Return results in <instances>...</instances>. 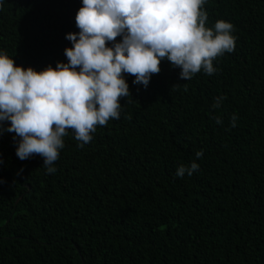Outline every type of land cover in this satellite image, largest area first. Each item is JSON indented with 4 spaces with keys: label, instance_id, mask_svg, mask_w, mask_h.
I'll return each instance as SVG.
<instances>
[{
    "label": "trees",
    "instance_id": "16d2710c",
    "mask_svg": "<svg viewBox=\"0 0 264 264\" xmlns=\"http://www.w3.org/2000/svg\"><path fill=\"white\" fill-rule=\"evenodd\" d=\"M81 6L5 0L0 51L37 72L67 63ZM202 8L206 28L233 25L216 71L186 81L163 60L146 88L124 74L120 118L83 147L66 129L55 173L38 155L18 159L14 134H0V264H264V0ZM193 161L198 171L175 176Z\"/></svg>",
    "mask_w": 264,
    "mask_h": 264
},
{
    "label": "clouds",
    "instance_id": "9594fccd",
    "mask_svg": "<svg viewBox=\"0 0 264 264\" xmlns=\"http://www.w3.org/2000/svg\"><path fill=\"white\" fill-rule=\"evenodd\" d=\"M5 0H0V6ZM207 0H81L75 15L77 33L65 39L67 63L57 62L40 72L15 66L0 51V125L13 133L15 155L21 161L33 155L43 160L46 174L56 171L54 162L63 149L66 129L73 130L78 147L92 140L96 125L118 120L119 98L129 97L124 74L133 84L147 87L160 63L167 60L180 69L179 78L190 80L203 70L212 75L213 60L234 50L233 25L223 20L206 28ZM120 37L117 41L116 38ZM110 43V46H106ZM224 96L213 98L219 108ZM237 117H230L236 127ZM216 124L222 121L216 118ZM196 159L203 151L196 152ZM199 170L193 161L175 170L177 178Z\"/></svg>",
    "mask_w": 264,
    "mask_h": 264
}]
</instances>
